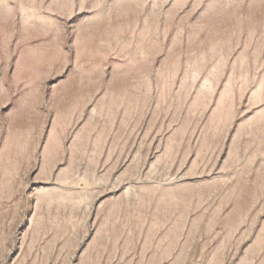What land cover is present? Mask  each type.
Returning <instances> with one entry per match:
<instances>
[{
    "label": "rangeland",
    "instance_id": "obj_1",
    "mask_svg": "<svg viewBox=\"0 0 264 264\" xmlns=\"http://www.w3.org/2000/svg\"><path fill=\"white\" fill-rule=\"evenodd\" d=\"M0 264H264V0H0Z\"/></svg>",
    "mask_w": 264,
    "mask_h": 264
}]
</instances>
